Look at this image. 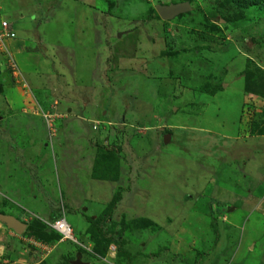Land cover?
<instances>
[{
    "label": "rangeland",
    "instance_id": "374dc122",
    "mask_svg": "<svg viewBox=\"0 0 264 264\" xmlns=\"http://www.w3.org/2000/svg\"><path fill=\"white\" fill-rule=\"evenodd\" d=\"M184 1L190 9L167 20L154 10ZM41 6L18 36L36 59L11 54L24 88L0 52L10 100L0 108V214L44 232L0 223V264H264V134L249 128L264 126V0H96L91 36L80 38L63 18L51 26L54 3ZM38 23L48 39L61 34L71 65L55 66ZM245 71L257 95L244 93ZM111 202L101 228L119 248L101 256L87 219ZM61 216L75 242L47 227Z\"/></svg>",
    "mask_w": 264,
    "mask_h": 264
},
{
    "label": "crops",
    "instance_id": "0c3cea01",
    "mask_svg": "<svg viewBox=\"0 0 264 264\" xmlns=\"http://www.w3.org/2000/svg\"><path fill=\"white\" fill-rule=\"evenodd\" d=\"M2 1L3 4V9H5L4 11V16L8 18V20L10 21L11 24V28L10 30L14 33L15 35H17V37H13V38H9L5 40V44L7 46L8 51L14 54H16L19 60L23 61L24 64L28 65V60H34L36 59V52L34 50H30L27 51L25 49H23L21 47L20 42H22L21 39H19V35L24 36V34H26V31L28 29H31L33 27V22H36L34 19H36L35 17H38L41 14V10L43 9L41 4H48L51 5L52 3L55 4V7L52 8V13L53 14L51 17H47L49 18V20L51 19V22L54 21V23H52V27L54 28V25H56V23L58 22V19L60 20L62 19V22H66L71 29H77V32H73L76 38H80V34H82V32L80 31V29L83 31L85 29H87V31H83L84 33V37L86 36H91L90 32L88 31V26L85 27L86 25V21L85 19L88 18L89 15V8H92L91 10L94 11V16L96 15L97 9L93 8V5L95 4L96 0H26V6L25 7H29V9H22V8H17L14 9L12 8L7 1ZM0 1V2H1ZM98 1V0H97ZM100 1V0H99ZM46 6V5H45ZM91 6V7H90ZM45 12H48V10H46ZM46 14V13H45ZM31 17V19H30ZM72 20V22L66 21V20ZM55 20L57 22H55ZM65 20V21H64ZM45 24V23H44ZM49 23H47L48 25ZM39 23L36 25V28H38ZM40 31L39 33L41 34L40 36L43 37L44 39V35L45 37V41L48 43L50 42V44L55 45V50L56 51H52L51 52V59L53 61H55V66H57L56 61H64L66 59V61L64 62L65 65H71L70 63L67 62V60H70V58L68 57V53L66 54V52L63 51V49L61 48V45L63 43H66V41L61 37V34L59 32H57V37L52 39H48L49 35L46 34V31L43 29V25H41L40 23ZM30 27V28H29ZM80 27V28H79ZM26 30V31H25ZM19 33V34H18ZM28 33V32H27ZM21 37V36H20ZM52 38V37H51ZM83 39V38H82ZM84 40V39H83ZM44 41V40H43ZM87 41V38H85L84 42ZM86 43V42H85ZM60 50V51H59ZM233 54V50L230 51ZM1 67V64H0ZM34 69H32V72ZM35 75V74H33ZM0 80L4 81V82H0L2 84V86L0 87V99H2V105L0 104V108L3 107V103L7 104L8 102H10L9 100V92L7 90V86L4 84L5 82H8L9 78L7 73L5 72L4 74L2 72H0ZM226 84L223 85V87H225ZM243 95V93H242ZM244 97V96H243ZM1 103V102H0ZM260 139L262 138V142H264V135H260L259 137ZM113 245V244H112ZM114 247V245H113ZM114 248H111L109 246V250H112ZM12 256H8L6 258H11Z\"/></svg>",
    "mask_w": 264,
    "mask_h": 264
},
{
    "label": "trees",
    "instance_id": "16d2710c",
    "mask_svg": "<svg viewBox=\"0 0 264 264\" xmlns=\"http://www.w3.org/2000/svg\"><path fill=\"white\" fill-rule=\"evenodd\" d=\"M235 1L240 6H246V5L250 4L251 2H256V3L258 2L259 3L261 0H235ZM244 74H245V84H244V88H243L244 93H247V94H250V95L251 94L257 95L258 93L257 92H253L252 89H251L252 86H255V84H254V82H253V80L251 78L252 74L247 72V71H245ZM215 89L216 88L211 89L209 93L213 94L215 92ZM262 93L264 94V90L262 91ZM259 117L262 118V119L264 118V108L261 110ZM257 127H258V125H257L256 120L252 119L250 124H249V128L251 129L250 133L254 134L256 132L257 134H264V126L262 128H260V129H257ZM110 163L111 162L109 161V157L100 158V160H98L97 164H96V166H98V168H96V167L92 168V171H91L92 176L94 178H99V179L102 178V175L100 173L103 170L102 171H100V170L103 169L104 167H106L107 164L109 165ZM112 205H113V202H111L109 204V206H107L104 209V211L101 212L97 217L87 219V221L90 223V225L95 226L96 231H98L99 237H101L102 241L104 242V246H103L102 250L99 252L101 256H103L105 254L106 248L109 245V243L114 244V246H116V249L119 248V242H120L119 238L105 235V233L102 231V228H101V225L105 221H107L109 219L110 212L112 210ZM146 221H148V220H144V222H146ZM43 232H44L43 226H38L37 228L33 229V228L28 227L26 225V227H25V229H24V231L22 232L21 235H28V237H33V236H31L32 234L34 236H38V235L42 234ZM42 241H44V240H42Z\"/></svg>",
    "mask_w": 264,
    "mask_h": 264
},
{
    "label": "built area",
    "instance_id": "2783aa9c",
    "mask_svg": "<svg viewBox=\"0 0 264 264\" xmlns=\"http://www.w3.org/2000/svg\"><path fill=\"white\" fill-rule=\"evenodd\" d=\"M13 37H14L13 32L10 30V28H8V25L6 24V22L0 20V52H4L6 55V60H5L6 70L10 78L17 84H20L21 88H24L25 82L23 78L21 77V73L18 70L11 56V53L10 51H8L7 46L5 44L6 39L13 38ZM46 117H49V115H47ZM49 120L51 119L46 120L48 126H49L48 124ZM95 123L97 124L98 122H95ZM46 225L49 229L58 233L61 240H68V241L75 242V238H73V235H72L71 227L63 216L56 218L55 220H52L51 222H46ZM34 241L35 240L28 238L26 239L25 242L35 247H38V245L44 247V245L40 244L38 241L37 243Z\"/></svg>",
    "mask_w": 264,
    "mask_h": 264
},
{
    "label": "water",
    "instance_id": "95a60500",
    "mask_svg": "<svg viewBox=\"0 0 264 264\" xmlns=\"http://www.w3.org/2000/svg\"><path fill=\"white\" fill-rule=\"evenodd\" d=\"M190 9V6L187 2H175L167 4H156L154 10L158 17L162 20H167L176 16L179 13L185 12ZM169 139L168 134L163 135V141L166 142ZM0 223L8 229H11L15 234H22L25 229V224L18 221L16 218L10 215L0 214ZM71 264H87L86 262H81L78 259L71 262Z\"/></svg>",
    "mask_w": 264,
    "mask_h": 264
}]
</instances>
